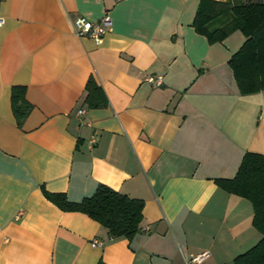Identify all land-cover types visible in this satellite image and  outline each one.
<instances>
[{
    "label": "crops",
    "instance_id": "0c3cea01",
    "mask_svg": "<svg viewBox=\"0 0 264 264\" xmlns=\"http://www.w3.org/2000/svg\"><path fill=\"white\" fill-rule=\"evenodd\" d=\"M198 6L0 0V264H190L203 252V264H235L261 241L250 201L215 180L233 179L247 153L264 156V91L240 94L228 62L246 39L209 44L192 26ZM105 14L100 45L76 36L77 18ZM91 77L102 107L86 102ZM14 87L33 106L21 129ZM100 185L144 202L131 241L44 194L80 203Z\"/></svg>",
    "mask_w": 264,
    "mask_h": 264
},
{
    "label": "trees",
    "instance_id": "16d2710c",
    "mask_svg": "<svg viewBox=\"0 0 264 264\" xmlns=\"http://www.w3.org/2000/svg\"><path fill=\"white\" fill-rule=\"evenodd\" d=\"M209 44L223 43L239 31L245 42L228 64L241 95L264 91V0H199L192 25ZM94 78L87 82L86 102L90 108L106 105V97ZM26 89H12V111L18 128H22L33 106L25 99ZM233 179L215 183L227 193L244 198L252 204L253 226L262 235L261 241L235 259V264H264V156L247 153ZM95 194L80 203H71L63 194L44 192L46 198L65 212H79L107 230L109 239L131 241L142 230L144 202L100 185ZM98 264H106L100 261Z\"/></svg>",
    "mask_w": 264,
    "mask_h": 264
},
{
    "label": "built area",
    "instance_id": "2783aa9c",
    "mask_svg": "<svg viewBox=\"0 0 264 264\" xmlns=\"http://www.w3.org/2000/svg\"><path fill=\"white\" fill-rule=\"evenodd\" d=\"M0 13V26L4 25L5 20ZM112 18L109 14L105 16L99 22H91L86 18L79 17L74 21V31L78 38H90L96 44L100 45L103 42L105 36L112 31ZM162 76H148L146 82L150 85L160 87L163 85ZM84 111L81 110L78 112V115H83ZM95 141L93 140L92 143ZM92 247H102L103 242L98 239L92 240ZM210 256L209 252H203L196 256H193L190 260V264H203V262Z\"/></svg>",
    "mask_w": 264,
    "mask_h": 264
},
{
    "label": "rangeland",
    "instance_id": "374dc122",
    "mask_svg": "<svg viewBox=\"0 0 264 264\" xmlns=\"http://www.w3.org/2000/svg\"><path fill=\"white\" fill-rule=\"evenodd\" d=\"M247 2H256L258 0H246Z\"/></svg>",
    "mask_w": 264,
    "mask_h": 264
}]
</instances>
